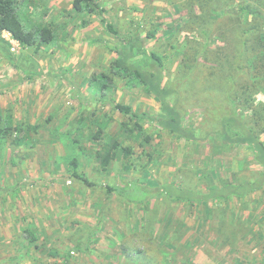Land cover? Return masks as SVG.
Segmentation results:
<instances>
[{"label": "rangeland", "instance_id": "rangeland-1", "mask_svg": "<svg viewBox=\"0 0 264 264\" xmlns=\"http://www.w3.org/2000/svg\"><path fill=\"white\" fill-rule=\"evenodd\" d=\"M72 1L19 0L23 24L34 31L48 27L54 36L49 43L21 47L2 34L13 63L0 55V113L10 112L15 123L36 131L20 147L0 140V187L28 182L16 192L0 193V264H264V182L241 198L190 204L164 195L146 206L104 188L169 184L206 192L231 183L227 190L236 194L244 192L238 184L262 177L250 147L213 133L221 128L216 105L228 113L230 101L240 102L227 96L230 75L237 95L258 84L245 93L250 101L242 113L264 143L263 119L251 117L264 104L260 63L241 44L248 37L250 43L264 42V0L244 1L249 16L213 17L207 25L189 23L184 0H97L116 18L121 34L137 35L136 60L154 52L162 58L163 83L180 79L182 125L201 138L186 142L149 119L139 120L142 133L119 139L132 149L131 168L123 170L119 150L104 172L97 161L100 143L91 134L104 124L107 141L123 123L133 126L112 103L151 117L160 114V104L143 86L116 74L111 49L119 38L94 15L77 14ZM203 29L210 31L207 42ZM205 43L206 53L184 79V63L193 64ZM219 61L222 74L214 81L210 69L216 71ZM79 119L81 130L75 126ZM73 159L78 175L95 187L72 176Z\"/></svg>", "mask_w": 264, "mask_h": 264}, {"label": "trees", "instance_id": "trees-1", "mask_svg": "<svg viewBox=\"0 0 264 264\" xmlns=\"http://www.w3.org/2000/svg\"><path fill=\"white\" fill-rule=\"evenodd\" d=\"M244 1L246 0L237 3L236 7L238 12L234 11L235 8H233L235 6V0H184L183 6L189 16V23L200 21L202 24L205 23L207 25L213 17H216V20L218 19L219 21L225 18L230 19L232 16H235L237 19H239L241 15H244L245 17L249 16L251 11L249 10V6L245 5ZM72 8L79 15H94L106 31L119 38V45L111 49L117 56L113 62V69L116 74L131 80L134 84L143 86L144 92L152 95L160 104V114L151 117L146 114H135L132 108L128 105L116 102L112 103L119 113L129 118L130 122L133 123V126H130V123H123L118 135L116 137H111L107 141L102 139L103 130L105 128L104 124L98 126V129L91 134V139L99 142L101 147L100 151L97 152V161L101 167L100 171H106L110 163L115 159L119 150L121 151L124 161L123 170L128 171L131 168L129 159L133 154L132 149L130 147H122V143L119 139L130 138L135 132L142 133L143 129L138 123L139 120L149 119L150 121L155 122L162 130H165L171 135H175L177 138L184 139L186 142H199L201 138L198 137L195 130L182 125V113L177 108L178 101L181 98V91L180 88H178L180 79H177L170 84L163 83L164 69L161 56L151 52L143 55L140 60H136L135 54L138 48L136 43L137 35L130 32L121 34L116 26V18L112 15L109 16L108 10L97 0H73ZM196 8L201 13L195 14ZM206 25L204 26L206 27ZM3 32L8 33L21 47H39L42 43H49L54 39L52 31L46 26L41 27L38 31H34L23 24L19 16V0H0V55L12 64L13 62L8 53V43L2 38ZM199 32L207 42L210 31L208 29H203ZM249 34L250 32L246 30V35ZM150 36H152V34ZM241 44L246 51L254 52V56L258 58L257 61L260 63V66L258 67V75L261 78L260 82L264 83V42L261 39L256 38L255 43H250L248 37L243 39ZM206 46L205 43L197 54L198 56L196 55L194 58L193 64L187 62L184 63L185 70L188 73L184 79H187L194 71L198 64V59L206 53ZM205 58L207 57L205 56ZM220 67H222L221 61H219L216 71L214 70L215 68L210 69L211 73L214 74V81L222 74ZM238 71L242 72L243 69H238ZM226 82H229L230 84L227 95L228 98L233 94L240 102L236 103L230 101L232 106L231 111L228 113L224 112L221 104L216 105L221 112L220 115H222L221 121L219 122L221 128L213 134L216 138L219 140L221 139L226 143L250 147L253 150L256 161L264 169V143L260 140L259 133L256 132V129L247 121L248 117L242 113V107L246 106L250 101V97H246L245 93L256 88V85L258 84L251 83L246 85L243 93L237 95L238 90L236 91L235 89L236 85L233 76L228 75ZM257 116L260 117L259 120L263 119V127L264 104L251 111V117H253V119ZM83 124V119H79L77 120V123H75V126L77 129L81 130ZM87 125L89 126L90 124L87 123ZM34 131H36V126L15 123L10 112L3 115L0 113V140L5 142L9 141L11 145L17 147L24 146L29 140L28 133ZM150 139L149 136H145L143 140L149 142ZM71 166L73 177L81 180L89 187L96 186L78 175L76 172V159L71 161ZM31 182L36 183L35 181ZM263 182L264 171L262 177L253 181L238 184L237 186H241L244 192L236 194L231 190V192L227 190L229 188L233 189L232 187H234V184L231 183H223L221 187L210 186L206 189V192H200L190 188H180L169 184L157 185L152 189L151 187H137L135 185L130 186L127 184L120 186H105L104 188L107 194L115 193L119 197L126 198L129 203L146 206L151 198L164 195L172 201H182L190 204L206 203L212 200L221 199L228 200L230 197L241 198L260 188ZM25 183L27 184L28 182L19 183L18 185L11 186L7 189L0 187V193L9 194L11 192H16L22 187V185H25ZM132 195L133 197H131Z\"/></svg>", "mask_w": 264, "mask_h": 264}]
</instances>
